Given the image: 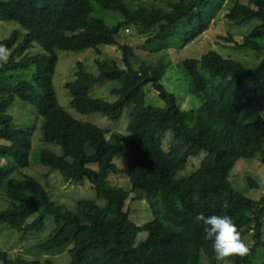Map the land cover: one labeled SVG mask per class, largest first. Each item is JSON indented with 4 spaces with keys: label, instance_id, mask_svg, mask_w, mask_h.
I'll list each match as a JSON object with an SVG mask.
<instances>
[{
    "label": "trees",
    "instance_id": "1",
    "mask_svg": "<svg viewBox=\"0 0 264 264\" xmlns=\"http://www.w3.org/2000/svg\"><path fill=\"white\" fill-rule=\"evenodd\" d=\"M135 1L0 0V20L19 24L7 36H0V156L16 167L30 165L32 132L15 126L8 112L20 98L43 116L45 140L63 150L59 155L43 149L42 162L68 180L88 178L97 197L107 201V206L101 207L95 201L80 200L74 211L54 202L36 177H14L11 170L0 168V188L10 202L0 208V224L30 233L42 230L46 217L53 215L54 232L37 248L51 251L71 245L68 264H201L203 254L208 264H216L210 242L203 239V225L195 216L226 214L243 239L250 230L253 237L249 252L230 257L228 262L264 264L255 258L258 249L264 250V197L255 200L236 190L230 180L239 159L259 156L264 163V54L252 68L216 50L182 60L193 94L202 101L188 110L179 106L176 95L163 84L171 62L161 59L135 66V48L119 40L121 30L134 25L148 35L143 46L151 52L169 48L170 40L179 33L185 46L204 33L231 2V21H261L243 42L235 44L236 49L264 53V43H260L264 38V0H178L171 11L135 7ZM96 8L118 12L120 18L110 25L95 14ZM223 38L233 40L232 34ZM104 45L119 47L121 63L112 57L98 59L94 73L80 61L75 80L67 82L66 88L72 107L82 114L100 113L119 120L125 108L132 106L130 137L73 117L60 105L53 86L61 50L93 48L102 54L100 46ZM36 46L41 48L39 52ZM8 49L11 53L2 59ZM31 68L33 82L4 80L8 73ZM106 80L121 85L112 89L115 101L90 95L92 87ZM149 91L157 92L165 106L148 104ZM168 130L177 141L187 142L188 148L179 152L173 145L166 150L161 133ZM202 151L208 154L200 167L192 175L178 178L190 158ZM122 154L127 157L130 190L108 180L110 174L119 173L116 159ZM251 184L257 186L255 181ZM131 191L150 202L158 199L162 212L153 207L152 220L143 225L134 222L125 208ZM141 232L147 236L138 240ZM0 261L57 264L52 257L42 261L12 257L7 251H0Z\"/></svg>",
    "mask_w": 264,
    "mask_h": 264
},
{
    "label": "rangeland",
    "instance_id": "2",
    "mask_svg": "<svg viewBox=\"0 0 264 264\" xmlns=\"http://www.w3.org/2000/svg\"><path fill=\"white\" fill-rule=\"evenodd\" d=\"M241 1L244 3L249 2V0ZM175 3L177 4L178 0H138L135 1V5L133 6L143 5L171 11ZM232 5L233 3L227 2L224 8L218 12L215 19L212 20L210 27L204 33L189 40L185 46L182 45L183 35L179 33L170 40L169 48L151 52L143 46L148 35L134 25L124 27L120 32L119 40L135 48L136 57L135 60L133 59L135 66H139L143 61L148 63H157L161 59L170 61L171 65L163 77V84L170 92L176 95L181 108L188 110L197 108L202 101L198 96L193 94L192 80L183 71L182 60L190 57H200L209 50H216L224 57L233 58L241 62L244 66L252 68L264 54L263 52H258L250 48L236 49L235 44L243 42L244 36L261 24V21L259 19H253L242 24L231 21L228 18V14ZM96 12L95 14L103 16L110 25H113L120 18L118 12L112 10L96 8ZM15 28H19L18 23L0 20V36L3 34L7 36ZM21 30L25 32V30ZM229 34H232L233 40L223 38ZM260 43H264V38L260 40ZM100 48L102 54L96 52L93 48L82 51L61 50L59 52L55 73L52 77L58 101L73 117L96 124L105 130H110L113 134L122 133L130 137L128 124L132 106L125 108L119 120H111L100 113L82 114L71 105L72 97L66 88V83L75 80L78 63L80 61L87 70L94 73L97 72L96 60L98 59L112 57L117 60V63H121L120 58L122 57V52L117 45H104L100 46ZM35 50L39 52L41 48L36 46ZM11 51L12 49H8L1 58L7 59ZM33 51L31 53H34ZM4 80L10 83L19 81L33 82V69L8 73L5 75ZM120 86V83L116 81H102L91 88L90 95L94 98L115 101L117 96L112 93V89ZM147 103L161 107L165 106V102L159 97L158 93L156 92L154 94L152 91L148 92ZM8 112L13 117L15 126L32 132L30 165L24 168L16 167L0 156V168L11 170L12 176L14 177H19L24 174L36 177L42 182L54 202L64 205L71 210L77 211V203L85 199L95 201L101 207L107 206L105 199H99L97 197V192L88 178H84L80 182L68 180L58 169L42 162L40 153L43 149L51 150L59 155H63V150L59 145L45 140L44 118L39 113L37 107L20 98H16V101L9 108ZM161 143L166 150L173 145L177 146L179 152H183L189 146L184 140L177 141L171 130L161 133ZM207 154L206 151H202L199 155L191 157L187 167L179 171L177 177L182 178L192 175L200 167ZM116 160L120 171L118 174H110L108 180L113 185H119L130 190L132 186L127 175V157L122 154ZM230 180L236 190L247 194L251 198L260 200L264 197V163L259 156L239 159L231 170ZM253 181L256 182L257 186L251 184ZM9 203L5 190L1 187L0 208L9 206ZM153 207L158 213L162 212V207L158 199L150 202L147 199L138 198L136 191L130 192L125 204V208L130 210L131 219L139 225H143L153 219ZM33 218L34 216L28 219V222ZM55 227L53 215L46 217L45 227L42 230L30 233H23L11 228L7 224H0V251H7L12 257L20 255L28 259L42 261L52 257L57 264H68L70 261L68 249L71 245L51 251L37 248L39 243L47 240L53 234ZM146 236L147 232H141L138 240L145 239ZM244 240L247 242L248 248L253 245L252 230L249 231ZM255 258L257 261H264L263 248L258 249ZM0 264L3 263L0 261ZM201 264H208V258L205 254L202 255ZM228 264L231 263L228 262Z\"/></svg>",
    "mask_w": 264,
    "mask_h": 264
},
{
    "label": "clouds",
    "instance_id": "3",
    "mask_svg": "<svg viewBox=\"0 0 264 264\" xmlns=\"http://www.w3.org/2000/svg\"><path fill=\"white\" fill-rule=\"evenodd\" d=\"M195 220L203 225V239L210 242L216 264H228L230 257H243L249 252L247 242L230 216L226 214L205 216L199 213Z\"/></svg>",
    "mask_w": 264,
    "mask_h": 264
}]
</instances>
